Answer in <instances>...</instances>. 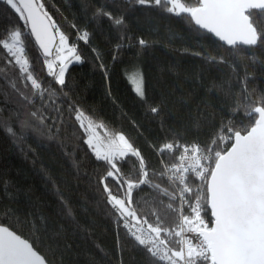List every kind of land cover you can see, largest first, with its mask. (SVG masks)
<instances>
[{"label": "trees", "instance_id": "trees-1", "mask_svg": "<svg viewBox=\"0 0 264 264\" xmlns=\"http://www.w3.org/2000/svg\"><path fill=\"white\" fill-rule=\"evenodd\" d=\"M43 3L77 46L81 63L68 68L61 89L47 75L28 28L14 10L0 3V35L13 26L23 28L31 71L43 85L45 96L51 98L49 111L56 116L59 108L63 120L58 131L44 135L21 128L17 117L22 116V101L10 82L25 94L31 92L30 82L25 88L18 68L6 63V51L0 49V223L22 238L35 239L51 264H153V258L135 244L106 203L100 184L105 168L84 143L85 134L72 118L69 102L95 123L106 125L109 132L125 134L149 166L158 170L152 146L162 142L168 129H178L185 142L203 144L223 122H247L246 109L233 113V108L245 101L242 81L247 94L264 95V47L241 52L209 43L187 17L159 8L130 7L128 0ZM99 9L114 17L122 15L124 25L114 27L107 17L96 15ZM257 26L264 29V18L257 19ZM82 31L89 33L87 42L79 39ZM140 39L146 46L139 44ZM201 51L222 56L227 63L209 64L193 55ZM136 69L143 76L147 106L130 81ZM152 106L159 107L160 113L152 114ZM10 127L16 135L8 131ZM98 131L105 134V129ZM134 163L130 157L123 164L129 175L135 174ZM155 182L175 191L166 179ZM108 183L112 184L111 179ZM133 200L139 214L150 221L155 211L167 226L177 222L176 214L167 209L169 201L155 189L142 186L134 191Z\"/></svg>", "mask_w": 264, "mask_h": 264}, {"label": "snow or ice", "instance_id": "snow-or-ice-1", "mask_svg": "<svg viewBox=\"0 0 264 264\" xmlns=\"http://www.w3.org/2000/svg\"><path fill=\"white\" fill-rule=\"evenodd\" d=\"M0 3L14 10L28 28L29 37L41 50L47 75L63 89L69 66L81 62L78 48L70 42L69 35L49 14L43 0H0ZM128 3L130 7L159 8L176 17H187L209 43L215 41L231 50L239 48L241 52L245 48L264 47V29L257 26V19L264 18V0H195L192 4L184 0H128ZM96 15L107 17L116 28L124 25L122 15L114 17L104 9H99ZM22 32V27L13 26L0 35V49L6 51V63L18 68L25 88L30 82V94L10 82L22 101V116L17 119L21 128L42 135L58 131L57 125L63 123L60 109H55L56 116L48 109L51 98L45 96L43 85L31 71ZM88 37L87 31L79 34V39L85 42ZM139 44L146 46L147 42L140 39ZM193 55L209 64L227 63L222 56L217 58L211 52ZM133 82L137 96L147 106L142 79L133 77ZM241 83L245 101L238 102L233 113L244 107L247 122L237 124L234 119L227 120L203 144L185 142L178 129H168L162 142L152 146L159 161L158 170L149 166L141 150L125 134L109 132L106 125L95 123L69 102L72 118L85 134L84 143L105 168L100 184L106 203L135 244L153 258V264H264V95L252 97L247 94V84ZM150 112L159 114L160 109L152 106ZM97 129H105L104 138ZM8 131L16 135L14 128ZM130 157L136 161L134 175H129L123 167ZM109 179L112 184L108 183ZM165 179L175 191L155 182ZM142 186L155 189L167 198V209L177 217L174 226H167L155 211L151 221L139 214L133 206V193ZM159 203L163 204L164 200ZM0 264L51 262L36 246L35 239L22 238L16 230L0 223Z\"/></svg>", "mask_w": 264, "mask_h": 264}, {"label": "rangeland", "instance_id": "rangeland-1", "mask_svg": "<svg viewBox=\"0 0 264 264\" xmlns=\"http://www.w3.org/2000/svg\"><path fill=\"white\" fill-rule=\"evenodd\" d=\"M62 30V29H61ZM63 31V30H62ZM67 34V33H66ZM79 63H81V62H73L71 65H73V64H79ZM70 65V66H71ZM69 66V67H70ZM68 71V70H67ZM67 74V73H66ZM133 77H137V78H140V79H142V86H143V76H142V73L139 71V70H134L133 71V73H132V75H131V77H130V81H131V83H132V85H133V88H134V90H135V87H136V85H135V83L133 82ZM65 78H66V76H65ZM143 89H144V87H143ZM97 131H98V129H97ZM98 133H99V135L102 137V138H104V136H105V134L104 133H101V132H99L98 131Z\"/></svg>", "mask_w": 264, "mask_h": 264}, {"label": "water", "instance_id": "water-1", "mask_svg": "<svg viewBox=\"0 0 264 264\" xmlns=\"http://www.w3.org/2000/svg\"><path fill=\"white\" fill-rule=\"evenodd\" d=\"M28 32H29V30H28ZM34 40V39H33ZM37 46V45H36ZM38 47V46H37ZM39 49V48H38ZM39 51H40V53H41V50L39 49Z\"/></svg>", "mask_w": 264, "mask_h": 264}]
</instances>
